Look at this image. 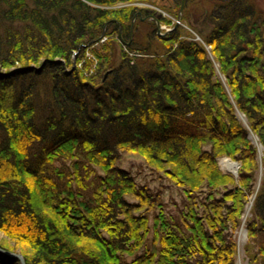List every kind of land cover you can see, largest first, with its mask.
Instances as JSON below:
<instances>
[{"label":"trees","instance_id":"trees-1","mask_svg":"<svg viewBox=\"0 0 264 264\" xmlns=\"http://www.w3.org/2000/svg\"><path fill=\"white\" fill-rule=\"evenodd\" d=\"M132 1L152 0H0V264H19L9 253L25 264H235L233 236L253 194L248 264H264V10L254 0H202L209 12L191 27L209 30L202 38L246 128L205 49L179 29L162 51L122 54L98 82L86 73L97 85L66 71L104 26L119 33L97 6ZM249 129L263 147L256 190ZM126 151L180 189L174 210L120 167ZM220 156L240 162L236 183Z\"/></svg>","mask_w":264,"mask_h":264},{"label":"rangeland","instance_id":"rangeland-1","mask_svg":"<svg viewBox=\"0 0 264 264\" xmlns=\"http://www.w3.org/2000/svg\"><path fill=\"white\" fill-rule=\"evenodd\" d=\"M190 1L191 2L186 3L185 0H183L181 5H176L171 0H152L149 2L132 1L127 3H116L111 6H97L86 2L88 7L95 8L97 6L103 10L106 9V11L109 12L107 16L108 19L115 22L119 33L118 35H112V37H110L109 33H111V26H104V30L96 39V41L92 42L93 44L91 46L88 44V46L82 44L78 51L73 52L72 65L70 68H65L66 71L77 70L80 72V74H82L85 82L89 81L92 82L93 85H97V83L93 82L91 79H95L97 82L100 81V77L105 73L104 70L107 68V66L110 64L117 66L120 63L122 54H127V57L132 60L136 56L139 57V49L144 48L146 51H148V53L162 51V46V48H164V46L170 47V42L167 40L171 37L170 33L175 29H179L181 32V38L197 42L199 46H202V48L205 49L215 71V78L217 81H220L223 84L224 89L234 106V110L239 122L241 125L247 128V119L245 115L235 106L231 90L225 82L224 74H222L220 71V66L217 60H215V48L208 45L202 38V35L204 36L209 32V30L205 29L202 35H199L191 28H202V23L200 22L203 21L202 19L205 17V13L209 12L208 8L205 7L204 9V2L202 0ZM253 6L256 9L259 8L264 10V0H254ZM130 12L133 13V16L130 21H127V14ZM196 20L199 21L196 22ZM126 26H128L130 29L128 37L123 36V30ZM153 28H155L156 34L153 37L151 36L152 41L149 42L146 36ZM105 43H109L110 46H102V44ZM158 44L162 45L159 47ZM135 50H137L136 52H138V55L134 53ZM79 54L81 55V60H78ZM80 61H84L82 66ZM85 66H87V70L85 69ZM15 68H11L10 72L12 73ZM0 73L3 74L6 72L1 70ZM86 73L88 76L91 75L92 78L86 76ZM249 138L251 143L256 147L257 161L260 165L257 171L256 190L262 178L261 160L263 155V147L259 143L258 137L251 133L250 129ZM221 158H227L231 162L235 163L237 165L236 172L232 173L224 170L220 163ZM217 165L223 174L230 175L234 180L236 179L235 183L237 182L241 168L240 162L227 156H220L217 159ZM120 167L130 173L132 179L137 185L140 184L146 186L151 191L158 193L170 210H174L172 205L173 203H181L183 196L182 193H180V189L178 187H173L172 182L165 172L144 159V156L139 151L123 152L121 155ZM253 199L254 194L249 196L248 202L243 209L240 219V226L235 231L233 236L236 244L235 264H248V251H252L253 244L249 241L245 223L251 217ZM45 212L52 217L54 216L51 210L45 209ZM149 226L152 227L151 219H149ZM242 230L245 231L243 241L240 240ZM149 238L151 239V237ZM3 239H5L4 234L0 232V243L4 244V242H2ZM9 246L12 247L13 243H10ZM6 253L8 254V252ZM125 256L127 260L130 261L131 257H127V255Z\"/></svg>","mask_w":264,"mask_h":264},{"label":"bare ground","instance_id":"bare-ground-1","mask_svg":"<svg viewBox=\"0 0 264 264\" xmlns=\"http://www.w3.org/2000/svg\"><path fill=\"white\" fill-rule=\"evenodd\" d=\"M220 163H221V166H222V168L224 170L229 171V172H232V173L233 172H236L237 165L235 163L231 162L229 159H227V158H221L220 159ZM247 209H248V207H247ZM244 234H245V231L242 230L241 231V238H240V240H242V241L244 239ZM19 264H20V262H19ZM24 264H25V262H24Z\"/></svg>","mask_w":264,"mask_h":264},{"label":"water","instance_id":"water-1","mask_svg":"<svg viewBox=\"0 0 264 264\" xmlns=\"http://www.w3.org/2000/svg\"><path fill=\"white\" fill-rule=\"evenodd\" d=\"M0 251H2V250L0 249ZM9 255L12 256V257L17 258L18 261L20 262V264H24L23 258H22V256L19 253H15V254L14 253H9Z\"/></svg>","mask_w":264,"mask_h":264}]
</instances>
